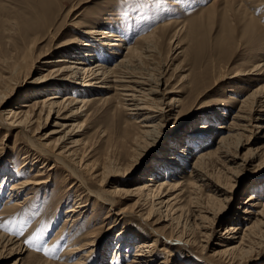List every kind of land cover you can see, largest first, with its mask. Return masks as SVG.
<instances>
[{
    "label": "rangeland",
    "instance_id": "rangeland-1",
    "mask_svg": "<svg viewBox=\"0 0 264 264\" xmlns=\"http://www.w3.org/2000/svg\"><path fill=\"white\" fill-rule=\"evenodd\" d=\"M82 1L84 2L77 10L66 16L67 19L65 18L66 11L62 12L63 14L61 11L58 12L57 19H60L54 24L52 30L54 34L58 33L54 39L48 36L26 47L23 42L24 37L15 25L16 23L14 24L12 21L16 22L15 18L19 21L21 18L29 17V14L34 11L33 2L30 0H0V100L3 99L5 102L2 109L14 108L15 110V107L21 103L18 102L19 99H22L21 97L25 94L30 95L27 104H31L33 98L38 96L35 95V91L41 86H35L32 80L38 77L40 72L46 73L49 67L45 63H37L35 68L33 67L28 72V66L32 59L39 56L40 53H47L44 56L45 61L67 54L73 59L83 57L88 49L84 47L79 49V44H81V40L90 39L86 31L93 27H102L115 31L126 39L125 44L117 47L102 44L106 40H102L101 44H96L97 59L107 66H111L122 53H125L124 46L126 48L133 46L139 37L152 34L155 32L152 30L158 25H165L166 36L162 42L159 40L153 44L151 38L138 40L136 55L139 56L132 65L137 72L150 73L154 76L160 74L158 72L165 74L166 86L162 85V88L172 90L173 94L171 95L177 98L181 104V108H179L182 111L180 110V113L174 111L169 117L160 120L156 131L148 136L139 131L135 122L136 118L119 105L121 100L113 90L106 92L98 89V91L73 92V85L66 86L67 84L61 82L58 84L61 96L70 95L72 98L87 100L85 110L79 114L82 116L68 121L67 124L71 126L62 128L52 125L56 114L50 113L46 120L45 111L40 119L33 122L31 133L35 129L33 137L37 138L43 137L51 130H56L58 132L50 138L55 143L64 140L67 131L71 133L79 131L72 137L80 143L73 158L70 159L74 162L73 166L80 169V163L84 161L85 164L97 165L102 159L106 160L104 171L99 176L100 181L95 185L89 184L90 189L102 187L105 190H113L117 188L123 192L122 190L131 189L137 183L145 181L147 177L155 175L160 180L174 178L176 181L180 180L178 178L180 176H189L187 168L182 173L171 170L173 168L171 166L169 170L170 160L165 157V154H173L176 150L184 148L185 145L192 146L195 143L194 150L187 156L188 163H191L200 151L212 149L218 135L224 130H217V127L221 124L225 125L230 116L237 111L239 101L264 83V77L254 80L228 77L218 81L223 76H231L235 72L249 69L254 61L264 60V0ZM243 11L258 19L261 25L260 30L263 33L259 36L262 39L259 46L253 45L252 40L255 31L258 30L252 29L251 32L245 30L248 19L243 17ZM78 12L79 15H77ZM67 20L69 21L67 22ZM71 21L77 23L66 25ZM228 29L231 30L229 35L231 40L228 38ZM200 33H206V41L204 45L196 48V39L199 38ZM33 36L30 35V39ZM112 41L117 43L115 40ZM61 44H65L66 47L59 48L58 45ZM143 46L146 48L145 51L139 49ZM77 50L81 51V54H78ZM110 51L119 53H115L113 56V52ZM107 53H110L111 59L108 58ZM88 59L90 58L88 57ZM94 59L91 58V60ZM87 63H89L88 60ZM40 67L46 70L41 71ZM27 72L29 75L26 74ZM213 81L214 83L218 82L215 85ZM54 84L52 80L45 86L47 90L49 89L48 91H51L46 93L54 92V90H50ZM201 92L203 93L200 94ZM79 106H75V108ZM198 107L196 112H192L195 111L192 109ZM23 109H26V106H23ZM190 111L191 114H189ZM56 120L63 123L61 119ZM250 123L247 130L243 131L244 136L250 137L249 145L238 149L235 147L237 140H234V143L229 144L228 150L231 154L239 153L241 155L249 146L252 148L262 146L260 159L242 164H239V158L234 159L235 162L217 159L214 166L209 165L208 169L213 176L212 179L230 190V193H226L227 199L223 200V193L214 192L209 189L210 187L205 186H200V191H196L197 193L183 192L181 201L179 200L181 202L180 211L177 210L175 215L180 212L182 214L175 217L170 224L162 218L158 227L167 234L176 231H183L185 235L189 236L193 234L196 244L191 247L190 251L179 242L168 243L161 239L163 242L157 243L159 246L154 249L156 255L153 264H163L159 262L160 260H164V264H180L182 260L187 264H196L201 261L205 264L207 261L201 259L205 257L210 259L213 264L228 263L230 252H228L229 255H221L222 257L214 255L221 249L219 245L228 243L223 242L221 233L224 232L227 225L238 221H240L241 230L244 229L247 219H241L243 216L241 206L248 194L252 193L264 200V139L255 141L257 137L256 129L253 127L255 123ZM210 124L214 125V129L216 128L211 137L212 142L211 144H202L203 136L199 135L201 131L198 130L196 133L192 131L199 125V129H201L204 125ZM16 130L8 132L0 128V167L8 164L12 168V173L22 172L25 169L26 173L22 176L28 178L32 176L31 171L35 170L37 165L39 167L40 164H32L35 154L27 148L25 137L17 133V142L14 144ZM207 133L209 134V132ZM244 136L242 139L246 138ZM195 139L197 142H192ZM27 155L29 162L21 168V161ZM81 156L83 160L80 161ZM258 162L262 163L257 165ZM82 170L84 169L81 168L80 173L85 174ZM6 173V176L11 174L10 172ZM49 173L50 181L44 187L38 188L34 196L21 204L19 208L3 209L8 193L0 195V214H2L0 215V233L15 239H23V243L28 248L22 254L16 253L10 248V243H4L6 239L0 234V264H11L14 259L20 257L22 259L18 261V264H45L44 260L46 259L59 263L62 260L59 257H61L63 249L75 238L88 233L89 230H91L89 233L93 238H96V245L91 247L94 248V251L87 257L86 264H127L132 259L139 239L145 237H147L146 240L152 239L151 232L139 219L129 216L121 218V215L117 214L120 209L126 208L128 212L126 215H133L132 212L135 210L133 203L136 197H126L121 193H119L120 195L113 194L114 203L112 205L103 209L98 208L93 212L92 200L86 196V191H83V188L64 186L73 180L69 175H65L66 171L62 173L59 169L58 171L51 170ZM3 175L4 171H1L0 184L2 181L4 182L1 189H5L7 192L10 183L19 178L10 177L2 180ZM85 177L88 175L85 174ZM88 180L91 179L88 178ZM231 185L233 186L230 187ZM64 187L65 189H63ZM25 191L18 197V200L23 199V194L27 192ZM211 192L220 200L207 195ZM81 193H85L84 196H81ZM79 198L83 204L86 203L80 214L81 218L74 224H71L73 221H69L58 234L65 220L67 209L73 206ZM195 201L201 205L207 203L206 206L212 208V211H217L222 205L223 208L214 219L210 212L203 211V213L206 212L204 213L206 227L201 228L198 224H192L194 204H197ZM147 204L143 206V211L147 210ZM237 214L239 217L235 218ZM152 217V220L160 219L161 215L154 212ZM198 221L199 219H196V222ZM123 228L124 235L122 240L119 238V241L121 240L124 244L129 242L130 245L128 249L126 246H124L125 248L120 246L121 250L116 251L119 244L116 238L117 233ZM200 231L205 234H201ZM125 237H130L133 241L125 240ZM199 245H202L203 249ZM250 247L248 254L245 253L248 257L245 264H264V222L256 230ZM157 248L166 249L168 252L157 251ZM78 256L79 254L71 256L70 261L75 260ZM118 257H122L123 260L119 262Z\"/></svg>",
    "mask_w": 264,
    "mask_h": 264
},
{
    "label": "bare ground",
    "instance_id": "bare-ground-1",
    "mask_svg": "<svg viewBox=\"0 0 264 264\" xmlns=\"http://www.w3.org/2000/svg\"><path fill=\"white\" fill-rule=\"evenodd\" d=\"M30 1L33 2L34 11L29 14V17L21 18L19 19V21L18 19L15 18L16 22L12 21V23L14 24L16 23L15 25H17L22 36L24 37L23 42H25L26 47L33 45L36 41L39 42L48 36H51V38L54 39V37L58 33L54 34L52 30L54 29V24H56L57 21H59L60 19V18L57 19L58 12L61 11L62 13L66 11L65 13V18H66L68 14L69 15L72 14L84 2L82 0H30ZM79 14L80 13L78 12L77 15ZM243 17L248 19L247 23L245 24V30L247 29L249 32H251L252 29L258 30L255 31V35L252 37V40H253V45L259 46V44L262 43L261 41L262 39L259 36L263 32L260 30L261 25L258 19H256L254 16L247 13L246 11H243ZM68 21L69 20H67V22ZM76 23L75 21H71L69 23H66V25H70V24L75 25ZM228 30H229L228 38L229 40H231V38L229 37L231 30L230 29ZM152 31L155 32H153L150 35H145V36L143 35L142 37H139L135 41L133 46L131 47L128 46L127 48L126 46H124L125 53H122L117 58V60L113 65L107 66L106 64L100 62V60L97 59L98 48H96V44H101L102 40H106L105 43L102 44H107V46L117 47L125 44L126 39L122 37L119 33L117 34L115 31L113 32L112 30H108L106 28H102V27L90 28L88 29V31H86V34L89 35L90 39L87 41L81 40L80 41L81 44H79L80 46L79 49L83 47L85 49L86 48L88 49L86 50V53H84L83 57H80L78 55V57L80 58L73 59L71 58L72 56L70 57V55L67 54L65 56L62 55L57 56L51 59L50 61L49 60L45 61L44 56H46L47 53L44 52V53H40V55L32 59V61L30 60L31 62L28 66L29 67V71L27 70L28 72H30V70L33 69V67L35 68V65L37 63H41V64L45 63L49 67L48 68L49 70L46 73L40 72L38 77H35V79L32 80L35 86H41L42 88L41 87H39V89L37 88V90L35 91V95L38 96L33 98V102L31 104L26 103L28 102L27 100H29L28 98H30V95L28 94L27 95L25 94L23 97H21L22 99H19L18 102L21 103H19L18 107L17 106L15 107V110L14 108H8L7 110H3L2 107L5 105V102L3 99L0 100V128H3L8 132L9 130L11 132V130L17 129L15 131L14 144L17 142V137H16L17 133L25 137L28 145L27 148L29 149V151L31 150L32 153L34 152L35 154L33 157L34 163L32 164H38V163L40 164L39 167L37 165L36 166L37 168L31 171L32 176L28 178L22 176V174L26 173L25 169H23L22 172L17 171L12 173L11 172L12 168L9 167L8 164L0 167V172L4 171L2 180L6 178L9 179L10 177L14 179L19 178L13 181L12 183H10L9 191L7 192H5V189H1V186L4 183L3 181L1 182L0 195L4 193H8L5 199V206L3 207V209L19 208L21 204H24L25 202L29 201V199L34 196V193L37 192L38 188L42 186L44 187V185L50 181L49 177L51 175L49 171L51 170L58 171L59 169L61 170L62 173L66 171L65 175H69V177L73 179L67 185H64L65 187L71 185V186H75L77 189L80 186V188H83V191H86V196L92 200L93 212L98 208L103 209V208H107L110 204L112 205L114 203L113 194L121 193L126 197L128 196L136 197L133 203V207L135 208L134 212H132L133 215L132 214L126 215V213H128L126 211L127 210L126 208L120 209L117 214L121 215V218L129 216L130 218L135 217L139 219V221L143 225L147 226L148 230L152 234L151 236L153 237L152 239L149 240L145 239L147 237L139 239L140 241L137 242L136 244L135 252L132 254V259L127 264H153L155 262L154 256L156 255L154 253V249L157 246H159L157 245V243L160 244V242L163 241L168 243L179 242L181 243L182 246L187 247L191 251V247L196 244V238L193 237V234H191V236L185 235L183 231H176L175 233L170 232L168 234L164 233L165 231L158 227L159 222L165 219L170 224L175 217H178V215H180L181 212L178 215H175V213L177 212V210L178 212L180 211L181 208L180 201L183 192L185 193V191H189V193H197L196 191H200L199 190L200 186L210 187L209 189L214 190V192L223 193L224 194L223 200H226L228 197L226 193L228 192L230 193V190L225 188L223 184H220L218 181H214L212 179L213 176L210 173L208 166L209 165L214 166V163H217V159L222 161L226 160V161L235 162L234 159L239 158L240 160L239 164L254 162L257 159H260L259 156L262 154L261 152L262 146L257 148H252L249 146L245 149V152H243L241 155L239 153L231 154L230 151L228 150L229 144L232 142L234 143V140L235 141L237 140L235 147L238 149L240 147L241 148L245 147V145H249L250 137L246 135L244 136L243 131L247 130L246 128L248 127V125H251L250 122L255 123V125H253L257 133V137L255 138V141L264 139V83L260 84L253 91H251L245 98L239 101V106L237 108V111H235V113L230 116V118L225 122V125L221 124L219 125V127H217L218 128L217 130L219 129H224V130L223 131L221 130L222 132L218 135L212 149H203L194 157L191 163H188L187 156L190 154L192 150H194L195 143L192 146L185 145L184 148L180 150H176L175 153L173 154L170 155L165 154V157L170 160L168 164L169 170L171 167H173L171 168V170H176L177 173H182L185 168L188 169L189 176H180L178 177L180 179L178 181H176L174 178L173 179L170 178L169 180H160L158 179V176L155 175L153 177H147L145 181L137 183L131 189L122 190L123 192H121V190H118L117 188H114L113 190H105L102 187H99L97 189H90V187H88L89 184L95 185L98 181H100L99 176L100 173L104 171L106 160L104 161V159H102L100 164L97 163V165H90V164H85V161L83 163H80V161L83 160L81 156L79 159L80 160L79 163L81 164V168L84 169L82 171H84L85 174L88 175V177H85V174L80 173L81 168L79 169L76 168V166H73L74 162H72L70 159L73 158V155L76 153V149L78 145H80V143L78 142L77 139L74 140L72 137L75 136L79 131H75L74 133L67 131L68 133L66 134V138L64 140H61L60 142H55V143L52 142L50 138H52L51 136H53V134L58 132L56 130H51L50 132H47L43 137L40 136L37 138L33 137V133L36 130L34 129L33 133H31L32 124L37 119H40L41 115H43L45 111H46L45 119L47 120L50 113H55L56 119H61L63 123H60L58 120L55 119L52 125L55 127H62V128L68 127L70 125L67 124L68 121H73V119L82 116L79 114L85 110L86 108L85 106H87V100H85L84 98L83 99L72 98L70 95L61 96L60 95L61 89L58 87L59 86L58 84L61 82L67 84L66 86H68L69 84L73 85V89H74L73 92L88 91V90L98 91V89L100 91L103 90L106 92L113 90L114 94H117L119 99L121 100L119 105L124 110H126L127 113L131 114L136 118L135 122L137 123L139 131L141 133H145L148 136L156 131L160 120L164 119L165 117H169L171 114L174 113V111L180 113V110L182 111V109H180L181 104L179 103L177 98L171 95L173 94L172 90H165L164 88H162V85L166 86V81L164 79L165 74H161V72H158L160 74L154 76L150 73L137 72L134 69L135 67L132 65L135 59L138 58L137 56H139L136 55L137 53L136 47L138 45L139 39L151 38L153 44H155L159 40L162 42L165 39L166 36L165 25L162 26L158 25ZM200 34L201 35L199 36V38L196 39V44H195L196 48H199L200 46L204 45L206 41L205 39L206 33H200ZM30 35H34L32 39H30L29 37ZM98 36H102V37H98ZM174 36H176V34H174ZM112 40H115L117 43H114ZM54 46L56 45L54 44ZM58 46L59 48L66 47L65 44H61ZM139 49L141 51L142 49L143 51L146 50L144 46L140 47ZM106 51L108 52V50ZM80 52L79 50H77L78 54ZM110 52H113L112 53L113 56L115 55V53H119L118 51H110ZM109 54L110 53H107L108 58L111 59L112 56H110ZM88 57L90 59H88ZM91 58H95V59L91 60ZM87 60L89 61V63H87ZM40 70L43 71L46 69L42 67ZM28 72L26 74L29 75ZM26 74L24 75L28 76ZM25 76L24 78H26ZM228 77L244 78L246 80L261 79L262 77H264V60L254 61L249 69L235 72L231 76H223L220 79H218V81H221ZM52 80L54 81L55 84L52 85V88L50 90L52 91L54 90V92L46 93V92H51L48 91L49 89L47 90L45 86L48 83H50V81ZM218 81H216L215 83L213 81V83L216 85ZM202 93L203 92H201L200 94ZM78 105L80 106L78 108H75V106ZM23 106H26V109H23ZM176 108L178 109L175 110ZM198 109L199 107L192 109L195 110L192 112H196ZM246 109L248 110L246 111ZM192 112L190 111L189 114H191ZM199 128L200 125L197 128H195L192 132L196 133L198 132V130H200L201 132H199V135L204 137L201 138L203 142L201 143L211 144L212 142L211 137L214 133V130H216V128L214 129V125L212 124L204 125L203 127H201V129ZM207 132H209V134ZM243 136L246 138L242 139ZM195 141L196 139L192 142ZM214 158L215 161H213ZM27 159H29L28 155L25 156L24 160L21 161V165H20L21 168H23L26 164H28L29 161H27ZM261 163L258 162L256 164L258 165ZM6 172H10L11 174L6 176L7 174ZM88 178H90L91 180H88ZM63 180L62 182H64L66 179L64 181ZM232 186L233 185H231L230 187ZM65 187L63 189H65ZM24 190H26L27 192L25 191L26 193L23 194V199L18 200V197L22 194ZM81 194H80L81 196H84L85 193H81ZM207 195L214 196V198L216 197L217 199L220 200V198H218L215 194H212V192L207 193ZM198 198L199 197L197 196V199ZM258 198L259 197L254 196V194L250 193L248 194L247 198L242 201L241 213L243 214V216H241V219H247V224H245L244 229L241 230L240 221H238L237 223H230L229 225H227L226 228L224 229V232L221 233L222 234L221 238L224 239L223 242H228V243L219 245L221 249H219L217 253L215 252L214 255L221 256L228 254V252H230L231 255L230 258L228 259L227 264H245L248 261V257L246 255L248 254L249 248H251L250 247L251 240L256 234V230H258L259 225H261V223L264 222V200ZM80 199L81 198H79V200L77 199L75 204L71 206L69 209H67L66 212L67 214L65 216V220L62 224V227L60 228L59 232L57 231L58 234L61 233L60 231L69 221H73L71 222V224H74L76 221H78L81 218L80 214L82 212V209L86 206V203L83 204L82 200ZM145 204H147L148 208L146 211H143L144 210L143 206ZM197 204H194L195 209L193 210L192 213V224L194 225L198 224L201 228L206 227V225L204 224V221L206 220L204 213L206 212L203 213V211L210 212L214 219L216 218L217 213H219L220 210L223 208L222 205L217 211H212V208L206 206L207 203L206 204L204 203L205 205H201L200 203H199L200 205ZM154 212L159 213L161 215V218L152 220L153 218L152 216ZM238 217H239L238 214L235 215V218ZM196 219H199V221L196 222ZM89 232H91V230H89ZM89 232L82 236H79L78 238H75L63 249L60 255L61 257H59V259H62L60 260L61 262L54 263L46 259L44 260L45 264H86L87 257L94 251V248L91 247L96 245L95 242L96 238L94 239L91 233ZM123 232H124V228L117 233L116 238L118 239L117 241L119 244L117 243L118 247L116 251L120 249V246H122L121 248L126 246V248L128 249V246L130 245L129 242L128 244L127 243L124 244V242L121 241L122 236L124 235ZM201 234H205V232H201ZM2 236L4 239H6L4 243L7 244L10 243L11 244L10 248L16 253L22 254L28 250L27 246L23 243V239H15L14 237H9L4 234H2ZM119 238H121L120 241ZM125 238H124L125 240L129 239V241L131 242L133 241L130 237L128 238L125 237ZM161 239L163 241H161ZM199 246L203 249L202 245ZM159 250H163L165 253L168 252L166 249L157 248V251ZM78 254L79 256L76 257L75 260L70 261L71 256H76ZM21 259L22 257L16 258L13 260L11 264H18V261H20ZM201 259H205L207 261V263L205 264H213L212 261L206 257ZM122 260H123L122 257L119 258V262H121ZM198 260L200 261V259ZM159 262L163 264L165 263L164 260L162 261L160 260ZM180 262H181L180 264H187L184 260ZM196 264H204V263L201 261V262H197Z\"/></svg>",
    "mask_w": 264,
    "mask_h": 264
}]
</instances>
